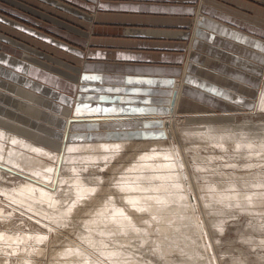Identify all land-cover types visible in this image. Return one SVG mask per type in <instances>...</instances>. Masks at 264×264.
Listing matches in <instances>:
<instances>
[{"label":"rangeland","instance_id":"1","mask_svg":"<svg viewBox=\"0 0 264 264\" xmlns=\"http://www.w3.org/2000/svg\"><path fill=\"white\" fill-rule=\"evenodd\" d=\"M57 1L87 12L82 6L86 0ZM53 5L50 0H0V15L21 22L30 15L38 20L50 23L57 20V24L65 22L63 25H79L82 31L89 30L83 21L61 12L67 9L65 6L57 5L58 11L52 8ZM199 6L193 16L191 31L202 12ZM13 29L16 30L0 20L1 52L6 51L7 45L12 46L7 38L21 44L28 42V37ZM14 49L17 51L12 52L19 54L20 58L33 51L21 45L14 46ZM183 73L173 85V92H176L182 83L181 96L188 71ZM257 75L262 78L252 105L234 103L237 110L228 114L177 110L173 129L165 123L172 112L171 106L169 113L162 114L164 118L160 127L164 133L159 138L81 142H125V146L119 152L112 150L107 152L108 155L101 153L98 156L95 153L81 155L76 150H73L76 152L73 156L70 151L69 155L74 159H69V156L68 164H60V172L66 166L61 172L65 178L59 189L62 192H54L58 199L57 202L53 200L55 205L18 206L0 190V209L6 213L2 215L8 214L11 218L10 224L5 222L8 226L0 225V230L11 232L10 235L28 234L34 238L29 239L22 250V257L20 252L12 253L8 247L0 245V264H264V158L259 157L264 155V146H261L264 142V109H259L264 92V68ZM181 96L175 98L179 104ZM167 126L175 131L176 138L172 139L176 152L183 155L178 168H171V171L167 167H172V156L163 153L170 151V145L158 147L156 144L171 139ZM204 133L207 136L211 134L207 137ZM246 137L252 140V145L246 143ZM36 143L46 147L38 141ZM68 150L66 147L63 151L65 155ZM153 154L157 155L153 157ZM78 156L79 159L88 157L91 161L79 160ZM155 156L160 159L157 161ZM161 158L163 164L155 167L158 162L162 163ZM168 161L171 166H168ZM146 164H150V169ZM162 165L163 170L160 169ZM152 167L158 168L152 171ZM19 182L9 178L0 187L13 190ZM40 185L52 191L57 188L56 185L53 188ZM187 194L190 200L186 198ZM188 203L194 205L202 229L185 214ZM169 214L176 215L173 218ZM7 216L3 222L8 220Z\"/></svg>","mask_w":264,"mask_h":264},{"label":"crops","instance_id":"2","mask_svg":"<svg viewBox=\"0 0 264 264\" xmlns=\"http://www.w3.org/2000/svg\"><path fill=\"white\" fill-rule=\"evenodd\" d=\"M50 2L58 11L63 5ZM85 3L86 13L67 5L61 12L88 31L30 15L24 22L0 15L29 39L21 44L7 38L12 48L0 51L5 130L53 151L64 142L159 138L174 81L184 71L178 112L228 114L237 110L234 103L255 100L264 68V0ZM198 4L202 12L191 31ZM16 45L33 51L20 58L12 52ZM84 75L100 78L86 81Z\"/></svg>","mask_w":264,"mask_h":264},{"label":"bare ground","instance_id":"3","mask_svg":"<svg viewBox=\"0 0 264 264\" xmlns=\"http://www.w3.org/2000/svg\"><path fill=\"white\" fill-rule=\"evenodd\" d=\"M175 87V86H174ZM182 89V83L179 85V87L176 88V92L174 91L173 93V98H172V103H171V109H172V112L169 116V118H166L167 120H165V123L169 126L174 127V122L176 120V114H177V109H178V100L175 101V98H178L179 96H181V93H180V90ZM260 110H263L264 109V92H263V95L261 97V101H260V107H259ZM104 125V124H103ZM254 125H258V124H254ZM171 127H168L169 128V136L171 137V139H169L167 142H164V143H156L158 144L157 146H163L165 147L166 144H169L170 148L168 150L170 151H166V152H163L164 154L165 153H170L169 155L172 156V161H171V164H172V167H167L169 168V170L171 168H175L176 167L178 168L179 166V162H181L182 160H180L182 157L181 155H179L178 152H176V146H174V143H173V139L172 138H176L174 135H175V131L173 132L170 128ZM254 127V126H253ZM204 129V128H203ZM240 129V128H239ZM199 131V130H198ZM203 130L200 129V132H202ZM241 131V130H240ZM205 132V131H204ZM228 132V131H227ZM230 133V132H229ZM228 133V134H229ZM192 135L194 133H191ZM191 134H189V136H192ZM205 134V133H204ZM203 134V136H204ZM211 134V133H210ZM209 134V135H210ZM222 133H220V137H222L221 135ZM202 135V134H201ZM208 135V136H209ZM194 136H197V135H194ZM203 136L200 138V139H204ZM205 136H207L205 134ZM207 136V137H208ZM224 136V134H223ZM226 136V135H225ZM232 136V135H231ZM188 137V135L186 136ZM184 137V138H186ZM198 137V136H197ZM248 137V135H247ZM247 137H246V140H247ZM252 137V136H251ZM250 136L248 138H251ZM264 137V135H263ZM224 138V137H223ZM236 137H234V140H235ZM245 138V137H244ZM253 138V137H252ZM251 138V139H252ZM256 138V137H255ZM189 139V137L187 138ZM199 139V137L197 138ZM195 138V140H197ZM264 139V138H263ZM190 140V139H189ZM237 140V139H236ZM244 140V139H243ZM191 141V140H190ZM193 141V140H192ZM199 142V141H198ZM251 144L252 140H247L246 143H249ZM237 144H238V140H237ZM249 144V145H250ZM40 145V144H39ZM36 141H34V139H30V138H26V136L22 135V134H18L14 131H9V130H5L3 127L0 126V184L3 183V181H9V178H12V179H17V180H20V182L18 183L17 187L13 188L12 189H9L8 188V191L7 189H2V187H0V190L1 192L3 193H6V197L8 199H10L11 201H13L14 203H18L20 205H24V206H30V205H35L36 204H48L51 206L52 205H55L53 204L52 202H54L53 200L55 199V201L57 202L58 199L56 200V193H58L61 188V184L64 183V178H63V174L61 173L62 170L66 167L64 166V168L62 169L61 168V172H60V164L62 163H67V158H69V154H70V151L73 152V150H76L78 153H80L81 155L83 154H91V153H95V155L97 154H100L102 155L103 153H107V152H110V151H114V150H117V152H119L118 150L119 149H122L124 146H125V142H116V143H112V142H102V143H88V144H85V143H81V144H70L68 142H64V146L63 148L57 153L53 152L52 150H49L48 148L44 147V146H39ZM151 145V144H150ZM248 145V144H246ZM252 145V144H251ZM167 146V145H166ZM262 147L264 146V142L262 143L261 145ZM67 147V149H69L68 153H66V155L64 154L63 151H65V148ZM168 148V147H167ZM174 148V149H173ZM154 150V149H153ZM164 150V149H163ZM112 151V152H113ZM181 151V150H180ZM139 152V151H138ZM102 153V154H101ZM162 153V154H163ZM109 153H107L108 155ZM112 154V153H111ZM149 154V153H148ZM161 154V153H160ZM161 154V155H162ZM182 154V153H181ZM65 155V156H64ZM73 156H76V152H73L72 154ZM94 155V154H93ZM154 155H157V154H153L152 156L154 157ZM160 155V156H161ZM110 156V155H109ZM159 156V155H158ZM158 156H155L157 157V161L158 159H160ZM166 156V155H165ZM163 156V157H165ZM83 157V156H82ZM90 157V155H89ZM106 157V156H105ZM170 157V156H169ZM259 157H263L264 158V155L262 156H259ZM108 158V157H107ZM152 158V157H151ZM171 158V157H170ZM183 158V157H182ZM69 159H74L72 158V156H70ZM78 159H79V156H78ZM85 158L83 159H79V160H84ZM87 160L88 157L86 158ZM85 159V160H86ZM92 159V158H91ZM104 159V158H102ZM92 160H95V159H92ZM167 160V158H165V161ZM168 160H170L168 158ZM184 160V159H183ZM71 161V160H70ZM91 161V160H89ZM106 161V160H105ZM155 162V160H153ZM164 161L162 160L161 158V162ZM154 162L152 163V166L154 165ZM170 161H168L169 163ZM165 163V162H164ZM167 163V162H166ZM165 163V164H166ZM68 164V163H67ZM163 164L158 162L157 164H155V167L157 165H161ZM171 164L169 163L168 166H171ZM146 166L149 168L148 164H146ZM141 167L139 166V168L141 167L142 169L143 168H147V167ZM167 166V165H166ZM174 166V167H173ZM151 167V166H150ZM154 167V166H153ZM152 167V171L153 170H156L155 168L153 169ZM68 168V167H67ZM138 168V167H137ZM163 165H162V168H160L161 170H163ZM166 168V169H167ZM182 168V167H181ZM150 169V168H149ZM165 169V170H166ZM172 169V170H173ZM174 169V170H175ZM174 170L172 172H174ZM179 169H177L178 171ZM171 171V170H170ZM182 171V169L180 170V172ZM138 172V171H137ZM142 172V171H141ZM139 173V172H138ZM177 173V172H175ZM180 176H181V173H179ZM73 175V174H72ZM143 176V175H141ZM76 177V176H75ZM79 177V176H78ZM69 178V177H68ZM75 180V179H74ZM66 181V180H65ZM77 181V180H76ZM74 182V181H72ZM45 184L47 186H49L50 188H53L54 185L57 186V188H55L54 191L52 190H49L48 188H44L43 186H41L40 184ZM69 183V182H68ZM71 184V183H70ZM73 184V183H72ZM63 185V184H62ZM75 185V184H74ZM3 186V185H2ZM9 190H12V191H9ZM59 190V191H58ZM82 190V189H81ZM85 190V189H84ZM185 190V189H184ZM56 191V193H54ZM62 192V191H60ZM74 193V192H73ZM7 195H10V196H7ZM59 195V194H58ZM187 196V197H186ZM185 197L188 198L190 200V196L189 194H187ZM82 197V195H81ZM138 198V196H137ZM251 198V197H250ZM255 198V197H254ZM151 199V198H150ZM138 200V199H137ZM146 200V199H145ZM246 200V199H245ZM1 201V199H0ZM55 202V203H56ZM139 202V200H138ZM190 202V201H189ZM59 204V203H58ZM136 204V203H135ZM190 205V203H188ZM74 205V203H73ZM136 205H139V204H136ZM188 205V210L185 214H187L189 217H191L190 219L194 221V224L196 223L198 225V227L200 229H202L201 225H199L198 221H197V212L194 211V205ZM75 207V206H74ZM49 208V207H48ZM53 208V207H52ZM51 209V208H50ZM57 209V208H56ZM69 209V206L68 208ZM66 209V210H67ZM73 209V206L71 205L70 206V210ZM75 209V208H74ZM63 209H61L60 211H62ZM65 210V211H66ZM43 211V210H42ZM72 211V210H71ZM35 212V211H34ZM40 212V211H39ZM68 212V211H67ZM70 212V211H69ZM74 212V211H73ZM196 212V213H195ZM38 213V212H37ZM55 213V212H54ZM71 213V212H70ZM2 214H6L4 212L3 209H0V221H2V219H6L5 216L7 215H2ZM43 214V213H41ZM40 214V215H41ZM177 214V213H176ZM176 214H173V215H176ZM60 215V213H59ZM63 215H65V212L63 213ZM62 215V216H63ZM169 215H172V214H169ZM172 215V217L174 218V216ZM68 216V215H67ZM130 216V215H129ZM59 217V216H58ZM169 216H167L166 218H168ZM53 218V217H52ZM172 218V219H173ZM7 221L4 220V222H0V225L1 224H5V222H9L10 224V221H11V218L9 219V217L7 216ZM63 219V217L61 218ZM91 219V218H89ZM52 220V219H51ZM56 220V219H55ZM131 220V219H130ZM133 220V219H132ZM175 220V219H173ZM54 221V220H53ZM58 222V220H56ZM66 221V220H65ZM87 221V220H85ZM90 221V220H89ZM55 222V221H54ZM61 222V221H60ZM69 222V221H68ZM87 223V222H86ZM203 223V222H202ZM55 224V223H54ZM57 224V223H56ZM204 224V223H203ZM7 225V224H5ZM205 225V224H204ZM8 226V225H7ZM50 226V225H49ZM46 228H47V225H46ZM204 228V227H203ZM50 229L52 230V227H50ZM11 232H8V231H2L0 230V241H2V244L0 245H3L5 247H8L11 252H20V257H22L23 255L21 254L22 253V250L26 247V245H28V241L29 239H34L33 237L31 238L30 235L26 234L24 236H19V235H10ZM108 233V232H107ZM201 234V233H200ZM199 234V235H200ZM41 235V234H40ZM44 235H42L43 237ZM85 239V238H84ZM31 246V245H30ZM71 250V249H70ZM70 250H66V251H69ZM65 252V251H64ZM67 252V253H69ZM63 253V252H62ZM66 253V252H65ZM73 253V252H72ZM80 253V252H79ZM75 254V253H74ZM62 256L64 255L61 254ZM70 256V254H67ZM65 254V256H67ZM72 255V254H71ZM64 258V257H63ZM30 261V260H29ZM79 264V263H78Z\"/></svg>","mask_w":264,"mask_h":264},{"label":"snow or ice","instance_id":"4","mask_svg":"<svg viewBox=\"0 0 264 264\" xmlns=\"http://www.w3.org/2000/svg\"><path fill=\"white\" fill-rule=\"evenodd\" d=\"M189 11H191V10H189ZM100 77H98V76H91V75H84L83 77H82V79L83 80H90V79H99ZM189 82H191V81H189ZM253 107H255V105H253Z\"/></svg>","mask_w":264,"mask_h":264}]
</instances>
